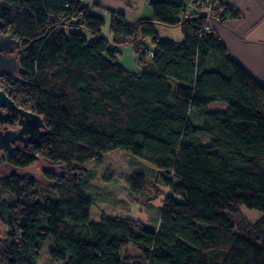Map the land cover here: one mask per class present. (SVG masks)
<instances>
[{
  "label": "trees",
  "instance_id": "1",
  "mask_svg": "<svg viewBox=\"0 0 264 264\" xmlns=\"http://www.w3.org/2000/svg\"><path fill=\"white\" fill-rule=\"evenodd\" d=\"M192 1H149L152 16L134 23L107 9L108 38L99 4L0 0V35L20 40V71L4 82L48 128L12 154L0 148V165L52 166L47 185L31 173L0 175V193L12 195L0 197V264H39L46 242L62 264H264V85ZM227 15L238 13L214 0L210 16ZM156 25L181 26L185 40H163ZM126 45L138 72L118 61ZM215 103L226 108L213 111ZM115 150L155 166L153 177L134 172L128 181L135 195H165L156 228L126 216L91 219L84 165L127 155ZM242 205L261 218L250 223Z\"/></svg>",
  "mask_w": 264,
  "mask_h": 264
},
{
  "label": "rangeland",
  "instance_id": "2",
  "mask_svg": "<svg viewBox=\"0 0 264 264\" xmlns=\"http://www.w3.org/2000/svg\"><path fill=\"white\" fill-rule=\"evenodd\" d=\"M105 20L106 24L109 25V15L105 16ZM105 30L108 31L107 28H105L104 33ZM147 43L150 45V42ZM120 51L121 54H118V61L124 67L135 72L141 70L137 60V54L132 45L123 46L120 48ZM1 150L2 154L7 153L3 149ZM113 152L126 153L127 155L109 154L102 162L91 161L84 165L86 168V175L82 178V189L92 200L91 219L100 222L105 215L114 217L128 216L145 225L156 228L160 221L165 195L154 198L155 192L153 190L146 191L144 194L135 195L131 192L128 181L134 172H143L153 177L156 173L155 166L149 161L136 157L129 152L115 150L111 153ZM46 168L50 169L52 166L43 161H38L36 164L26 169H17L6 164L5 166H0V175H9L13 172H18L20 174L31 173L35 175L41 183L47 185L50 182L43 174ZM159 187L165 192L168 191L163 185H159ZM0 197L11 199L12 195L6 190H2ZM242 212L250 223H256L262 216L260 211L251 209L245 205H242ZM49 246L50 242H46L43 245L38 261L39 264H61L56 263L50 257ZM135 247V244H131L129 251L131 253H137ZM123 253H125V251H123Z\"/></svg>",
  "mask_w": 264,
  "mask_h": 264
},
{
  "label": "crops",
  "instance_id": "3",
  "mask_svg": "<svg viewBox=\"0 0 264 264\" xmlns=\"http://www.w3.org/2000/svg\"><path fill=\"white\" fill-rule=\"evenodd\" d=\"M85 1L88 5L99 4L101 8L97 11L106 12L109 17L110 14L106 11L107 9L123 12L130 23H134L142 17L152 16V9L149 4V1L152 0H129L130 4H127L126 0ZM218 2L229 6L238 15L234 17L227 15L221 20L211 18L209 20L210 28L218 33L230 57L264 85V0H218ZM105 28L108 30L107 34L104 33ZM105 28L103 35L111 38L109 25H106ZM156 28L163 40L173 44H180L185 40L181 26L156 25ZM225 108L226 105L222 103H215L210 106L213 111ZM195 121L198 124L202 123L199 118H195ZM3 165L6 164L0 166Z\"/></svg>",
  "mask_w": 264,
  "mask_h": 264
},
{
  "label": "water",
  "instance_id": "4",
  "mask_svg": "<svg viewBox=\"0 0 264 264\" xmlns=\"http://www.w3.org/2000/svg\"><path fill=\"white\" fill-rule=\"evenodd\" d=\"M20 40L12 34L0 35V69L3 74H18L20 71L19 53L16 52ZM14 52H16L14 54ZM16 118L17 127L4 122ZM48 134L44 118L31 110L20 107L7 91L0 89V148L9 154L22 149L18 141L35 144ZM0 222V235L4 230Z\"/></svg>",
  "mask_w": 264,
  "mask_h": 264
},
{
  "label": "built area",
  "instance_id": "5",
  "mask_svg": "<svg viewBox=\"0 0 264 264\" xmlns=\"http://www.w3.org/2000/svg\"><path fill=\"white\" fill-rule=\"evenodd\" d=\"M84 3H86L85 0H82ZM197 0H193L190 5L191 7L195 8L196 10L200 11L201 13H204V15L208 16V27L207 30L211 31L212 29L209 26V20L212 18L210 16L211 12H212V4L214 0H206V2H202V1H198L197 3L195 2ZM195 2V4H193ZM96 14H99L100 16H102L103 18H105V16L107 15V13H102L100 11H95ZM151 55H153V52H150ZM3 73L1 72L0 69V89L5 90L8 92L9 86H6L5 82H4V78H3Z\"/></svg>",
  "mask_w": 264,
  "mask_h": 264
},
{
  "label": "flooded vegetation",
  "instance_id": "6",
  "mask_svg": "<svg viewBox=\"0 0 264 264\" xmlns=\"http://www.w3.org/2000/svg\"><path fill=\"white\" fill-rule=\"evenodd\" d=\"M15 53H16V52H14V54H15ZM16 121H17L16 118H12V119H10L9 121L4 122V124H9L11 127H17ZM29 144H31V143H28V144H27V143H24V142H21V141H18V142H17V145L21 146L22 148L28 146Z\"/></svg>",
  "mask_w": 264,
  "mask_h": 264
},
{
  "label": "bare ground",
  "instance_id": "7",
  "mask_svg": "<svg viewBox=\"0 0 264 264\" xmlns=\"http://www.w3.org/2000/svg\"><path fill=\"white\" fill-rule=\"evenodd\" d=\"M105 33L107 34V31L105 30Z\"/></svg>",
  "mask_w": 264,
  "mask_h": 264
}]
</instances>
